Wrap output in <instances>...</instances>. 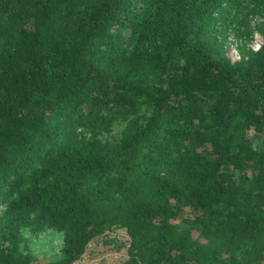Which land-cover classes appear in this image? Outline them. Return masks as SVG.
Instances as JSON below:
<instances>
[{
	"label": "trees",
	"instance_id": "1",
	"mask_svg": "<svg viewBox=\"0 0 264 264\" xmlns=\"http://www.w3.org/2000/svg\"><path fill=\"white\" fill-rule=\"evenodd\" d=\"M255 30L264 0H0V264L118 229L123 264H264Z\"/></svg>",
	"mask_w": 264,
	"mask_h": 264
},
{
	"label": "rangeland",
	"instance_id": "2",
	"mask_svg": "<svg viewBox=\"0 0 264 264\" xmlns=\"http://www.w3.org/2000/svg\"><path fill=\"white\" fill-rule=\"evenodd\" d=\"M263 40V35L258 30H255L252 39L248 40L247 44L249 47L258 48L262 44ZM227 52L233 60H239L241 57L238 49V42L234 40L233 36L229 38ZM115 130L116 129H113V131ZM110 234H116L118 237H115V240L106 242L105 237L111 235H104L98 241H95L93 245L94 250H92L91 253L84 258V260L104 264H123V261L129 256V236L124 230L119 231V229L112 231ZM62 238L63 235L61 232L47 230L32 239L31 249L41 259H55L58 256Z\"/></svg>",
	"mask_w": 264,
	"mask_h": 264
},
{
	"label": "clouds",
	"instance_id": "3",
	"mask_svg": "<svg viewBox=\"0 0 264 264\" xmlns=\"http://www.w3.org/2000/svg\"><path fill=\"white\" fill-rule=\"evenodd\" d=\"M263 41H264V40H263ZM262 43H263V42H262ZM260 46H261V45H260ZM260 46H259V47H260ZM259 47H258V48H259ZM255 49H257V48H255Z\"/></svg>",
	"mask_w": 264,
	"mask_h": 264
}]
</instances>
